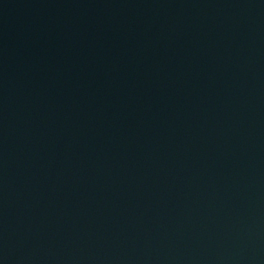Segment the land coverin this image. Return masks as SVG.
<instances>
[{"label": "water", "instance_id": "water-1", "mask_svg": "<svg viewBox=\"0 0 264 264\" xmlns=\"http://www.w3.org/2000/svg\"><path fill=\"white\" fill-rule=\"evenodd\" d=\"M84 264H264V41L179 173Z\"/></svg>", "mask_w": 264, "mask_h": 264}]
</instances>
